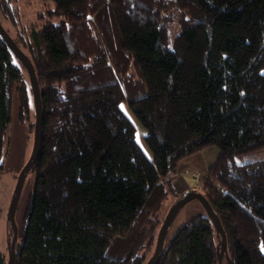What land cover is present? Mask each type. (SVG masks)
I'll return each mask as SVG.
<instances>
[{
	"label": "trees",
	"instance_id": "1",
	"mask_svg": "<svg viewBox=\"0 0 264 264\" xmlns=\"http://www.w3.org/2000/svg\"><path fill=\"white\" fill-rule=\"evenodd\" d=\"M23 1L0 0V22L34 64L43 126L15 264H147L163 223L141 215L151 194L212 146L202 187L227 254L264 264V160L237 161L264 149V0H44L54 9L29 24ZM14 96L31 113L28 73L0 37V172ZM219 241L197 217L158 264H219Z\"/></svg>",
	"mask_w": 264,
	"mask_h": 264
},
{
	"label": "rangeland",
	"instance_id": "2",
	"mask_svg": "<svg viewBox=\"0 0 264 264\" xmlns=\"http://www.w3.org/2000/svg\"><path fill=\"white\" fill-rule=\"evenodd\" d=\"M19 9L22 18L24 15V24H29L34 20V16L38 15L40 12L42 14H45V16H49V13H47V11L53 10L54 4L49 3L45 5L44 0H35L33 4H28L27 1H23L19 6ZM167 14L173 17V21L171 25H169V35L172 42L176 34L180 31V12L171 10ZM48 21H52V23H58L60 22V19L54 17L49 19L48 17ZM33 101L34 100L32 99L31 102ZM122 108L129 114V117L136 125L138 130V141L145 149V144L141 140L144 139L146 130L131 115L125 103L122 105ZM34 127V103L31 113H26L21 116L17 96H14L12 100V121L10 124L9 143L7 145L6 154L3 157L4 170L0 172V253L5 254V257L7 259L13 237V232L10 233V222L7 220L8 208L10 206V202L12 200L19 175L27 164L32 153ZM210 148L211 150L210 153H208V156L210 157L211 161L216 160L220 154V150L217 146H212ZM262 160H264V149L237 158V161L240 163H253ZM193 165L195 167L198 166L196 164ZM195 167L185 165L182 167L181 164H179L176 168V174L171 181L161 179L156 187V190L153 193L154 196L156 195V199H150V205L148 207L146 206L141 213L142 217L150 220L155 224H157L158 222H163L171 207L175 204L176 201L183 198L187 192H196L205 195L202 186L205 178L204 173L206 172V170H202L200 167ZM35 179L36 173L34 171H30L27 174L18 204L16 212V223L19 230V241H21L23 236L24 217L28 207L30 196L34 188ZM158 201L160 202L158 203ZM201 216L206 217L207 213L201 203L197 200L190 201L183 208H181L171 227L169 228L168 235L165 241V247L169 246L171 240L184 225L189 223L191 220ZM160 228L161 226L158 229V234Z\"/></svg>",
	"mask_w": 264,
	"mask_h": 264
},
{
	"label": "water",
	"instance_id": "3",
	"mask_svg": "<svg viewBox=\"0 0 264 264\" xmlns=\"http://www.w3.org/2000/svg\"><path fill=\"white\" fill-rule=\"evenodd\" d=\"M0 37L5 41L9 49L21 62V64L24 66V68L28 73L29 81L32 89L33 100H34V108H35V127H34V140H33L32 153L27 164L25 165V167L23 168V170L19 175L18 182L15 187L14 194L12 196V200L10 202V206L8 208V213H7V220L10 222L13 232L7 264H15L17 257L16 246H17L18 231H19L18 225L16 223V212L27 174L32 170L33 166L36 164L41 153L43 105H42L41 92H40V87L37 80L34 64L32 63L29 56L18 46L16 41L12 38V36L5 29V27L2 25L1 22H0ZM193 200H197L201 203V205L203 206V208L207 213L208 219H210V221L215 227L218 236L220 237L219 244L217 245L219 264H224V259L226 260L227 264H233L230 256L227 254L228 252L227 235L223 228L219 215L214 211L213 207L209 203L206 196L196 192H187L183 198L176 201L175 204L171 207V209L169 210L167 216L165 217L161 225L157 237L154 253L152 257L148 260L147 264L159 263L164 251L165 241L168 235L169 228L171 227L173 221L175 220L181 208H183L187 203Z\"/></svg>",
	"mask_w": 264,
	"mask_h": 264
},
{
	"label": "crops",
	"instance_id": "4",
	"mask_svg": "<svg viewBox=\"0 0 264 264\" xmlns=\"http://www.w3.org/2000/svg\"><path fill=\"white\" fill-rule=\"evenodd\" d=\"M123 105V104H122ZM126 105V104H125ZM122 107V106H121ZM123 109V108H122ZM123 111L125 112V110L123 109ZM125 114L129 117V114L127 112H125ZM143 142V140H141ZM210 150L211 148H208L202 152H199L197 154H194L192 156H189L187 158H185L184 160L181 161V166L183 167L184 165L185 166H192V167H195L193 164H196L198 166H196L195 168H201L202 170L205 169L206 172L204 173V175L206 176L208 174V171L210 170V168L215 165V163L217 162V159L216 160H213L211 161L210 157L208 156V153H210ZM210 160V161H209ZM174 178V177H173ZM156 190V188H155ZM154 190V191H155ZM153 191V193H154ZM151 194L146 206L148 205V203L150 202V199H153L155 198L156 199V195L154 196V194ZM154 196V197H153ZM160 201H158L159 203ZM157 203V204H158ZM145 206V207H146ZM144 210V209H143Z\"/></svg>",
	"mask_w": 264,
	"mask_h": 264
}]
</instances>
